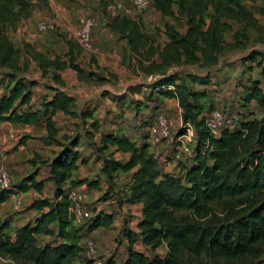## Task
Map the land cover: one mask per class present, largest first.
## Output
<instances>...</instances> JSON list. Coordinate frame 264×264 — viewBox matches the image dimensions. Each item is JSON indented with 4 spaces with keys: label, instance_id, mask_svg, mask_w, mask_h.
Here are the masks:
<instances>
[{
    "label": "trees",
    "instance_id": "trees-1",
    "mask_svg": "<svg viewBox=\"0 0 264 264\" xmlns=\"http://www.w3.org/2000/svg\"><path fill=\"white\" fill-rule=\"evenodd\" d=\"M99 1L103 6L108 5L104 0ZM151 3L166 15H173V8H176L185 18V30L181 32L176 28H167V39L160 43L148 36L138 18L122 14L109 16L106 25L126 40L130 51L135 54L138 68L145 75L158 76L145 84L148 88L145 103L135 101L138 110L141 105L147 107L146 114L139 118L135 130L128 128L129 132L116 135L102 132L100 144L92 143L98 151L109 145L116 146L115 151L121 152L122 157L114 156L113 152L104 156L101 171L112 182L117 171L132 170L126 201L142 202V215L137 222L139 231L126 233L129 244L121 264H180L185 252L195 257L206 255L215 263L224 261L231 264L240 261L241 264H264L259 259L262 253L260 245L264 244V199H257L249 205L247 212L232 220L222 221L216 226L206 221L212 202H220L225 207L245 204L251 201L250 195L264 191V88L258 80L249 78V84L242 85L237 103L217 104L209 99L208 89L202 88L209 83V72L197 74L174 69L179 65H205L209 69L216 66L225 48L246 47L249 29L256 31L257 39L264 42V22L259 21L243 0H151ZM30 11L28 0H0V67H9L13 73L15 70L25 71L27 63L19 65V48L4 33V28L6 25L15 26L21 18L28 17ZM259 11L264 15V0ZM228 31L232 32L233 39L230 42L224 36ZM75 42L74 39H68L70 51L67 60H61L58 56L47 58L27 42L23 44V49L38 61L43 73L48 66L56 69L68 66L77 72L79 79L94 75L96 81L102 83L105 80L103 76L94 72L87 76L75 61L72 51ZM260 54L259 50L251 49L243 61L249 60L262 66L258 60ZM9 75L0 72V86L5 89L0 93V121H36L40 111L30 109L29 103L33 93L31 87L37 81L28 79L23 72L16 76ZM52 78L62 83L55 71ZM195 82L202 87H195ZM169 85H173L174 89L168 88ZM159 94L176 97L178 100L183 122L178 134L186 130L187 122L194 126L192 156L187 163L178 165L184 174L159 170L153 152L149 151L151 143L148 127L154 115L163 112L168 117L162 103L157 100ZM204 97L210 101L207 103V100L202 99ZM252 100L260 110V115H253V110L248 108ZM74 101V97L56 90L44 104L52 108L51 112L60 109L82 120L91 116L89 108L79 112L72 109ZM146 101L150 103L146 104ZM22 104L28 107L19 112L17 107ZM212 108L225 111L231 117L234 127L223 129L219 135L213 136L205 124L206 115ZM91 125L98 130L96 120ZM46 127L48 141L60 146L53 157L42 160L48 166L49 176L54 183L53 195L31 200L28 207L35 209L37 214L17 229L14 238L5 232L8 220L0 219V253L32 264H75V258L79 264H95L93 258L80 256L83 236L80 231L84 223L81 226L72 223L68 210V192L82 183L93 187L98 184V178H72L79 157L75 149L79 142L78 135H63V140L57 138L51 114L46 118ZM26 138V135L21 137L20 142ZM37 170L33 169L19 178H16L18 171H14L13 176L9 172L11 185L0 189V203L17 190L29 187L41 190L45 178L36 179ZM103 198H108L107 192ZM179 209L191 210L196 222L176 224L172 212ZM84 220H87L86 229L93 230L111 223L112 213L98 210ZM53 222L58 226L56 232L51 227ZM39 233L54 234L59 241L35 251V234ZM137 237L152 253L165 242L166 254L149 258L131 247ZM104 261L116 264L114 258Z\"/></svg>",
    "mask_w": 264,
    "mask_h": 264
},
{
    "label": "rangeland",
    "instance_id": "rangeland-1",
    "mask_svg": "<svg viewBox=\"0 0 264 264\" xmlns=\"http://www.w3.org/2000/svg\"><path fill=\"white\" fill-rule=\"evenodd\" d=\"M68 1L69 3L67 4L70 7H67V9H70V12L72 9H75V11L77 12L76 16L78 15V17H73L71 21L72 22L71 31H70L71 37L75 29L79 27L80 25L83 13L84 14L91 13L95 15L97 17V20L101 22L100 23L101 25H102V22L104 24H107V19L109 18L111 14L108 11L107 6L106 5L103 6L99 0H68ZM104 1L109 4L111 0H104ZM28 2L30 3L31 9H33L34 6H38L37 9L36 8L34 9L37 11H41V14L38 17V20L34 22L33 32L37 33L38 36L47 33L46 31L40 32L37 30V24L40 21H46L50 25V29L52 30L60 29L58 26H55L56 24L52 23L53 21L51 20L52 18L51 14H55V13L54 12L51 13V10L47 7L49 0H28ZM243 3L254 11L256 17L259 19L260 22H264V15L259 11V8L262 6V0H255V1L254 0H243ZM126 4L128 5L127 1H126ZM173 12H174L173 15L162 14L156 8H154V6L151 3V5L147 7L145 10L140 11L135 14L133 13L132 16L138 18L142 22L143 27L145 28L148 36L151 39H153L154 41L163 43L167 39V33H166L167 28H176L181 32L185 30V26H186L185 18L183 17L181 13H179L176 10V8H173ZM101 14L104 16V18H106L105 21H101L102 19V17L100 16ZM23 18H27V17H23ZM23 18H21L16 23L15 26L6 25L4 28V33L10 39V41L14 44V46L19 48V54L17 55V59H18L20 66L25 65V62H26L25 59H23L22 61V58H21L23 54L21 52L24 50L23 44L25 43V41L23 39L24 37L22 38L20 35L14 32L15 31L14 29L16 28V26L19 24V22ZM60 30L61 32H63L62 29ZM249 30L247 32L249 38H248V41H246V47L242 49L241 48H238V49L225 48V50L221 52L219 64H217L216 66L214 67L212 66L209 69L205 65H190V66L179 65V67H174V69H178V70L184 69L187 72H193L197 74H204L206 72H209L210 80L207 85L202 87L198 85L197 82H195L194 86L195 87L200 86V88L202 87V88L208 89L209 94L211 92L212 93L211 95L215 97L213 101L216 102L217 104H220V102L218 103V101H220V99L222 98L228 99L232 103H235V102L237 103V98H239L240 96L241 89L240 87H237L236 85L233 86L234 87L233 88L225 84V80H222V77L226 74L224 72H228L227 70L237 69L236 74L234 75L235 76L234 84H236L237 82L239 83V86H240V82L242 83L247 82L250 71H251L250 76L253 75L257 77L259 74V71L261 70L260 68L264 69V42H261L257 39L258 34L256 31L254 30L249 31ZM224 36H225V40L228 42H230L233 39L232 32L228 31L225 33ZM72 48H73L72 51H73L74 57H75V53L79 54L80 51H84L83 52L84 54L81 55L82 57L80 59L76 58V61L85 67L83 70H85L86 72H89L91 65L88 66V62L86 61V59H83V57L86 56L85 55L86 51L83 50V48H81V46H79V44H77L76 42L72 46ZM251 49H257L261 52V54L258 55V60L261 61L262 66H257L255 63H252L249 60L245 62L243 61V58L248 53V51H250ZM87 56H90L89 52H87ZM123 66H124L123 69L121 68L119 69L120 70L119 73L125 76L121 82L119 81V83L117 82V79L112 76V73L107 72V74L110 75V79L109 78L107 79L108 80L107 83L110 84V86H112L115 91V93H113L112 96L109 95L108 98L112 100L115 104V109H114L115 117L117 116L118 119L120 120L122 119L125 121L124 123H126V126L124 127V131L129 132L128 128L134 131L135 127L139 123V118H141L143 115L146 114L145 112H147L146 111L147 107L142 106L140 107L141 109L138 110L137 104L135 103V101L145 103L144 100H145V95L147 92L146 89L148 88L143 89L142 87H146L145 84L154 80L158 76V74L145 75L141 73V70L138 68V65H137L136 57H135V61H131V58H130V61L127 64H123ZM225 66H227V69H225ZM0 72L10 74L9 77H11L12 75L16 76V74L20 75V73L23 71L17 70L16 72L15 70L13 73V70L9 67H0ZM93 72L97 74V72L95 71ZM223 73L224 75H220ZM219 75L221 76V78L219 77ZM49 77L54 82H56L54 78H52V73L47 74V75L42 73V78H44L43 81L45 83L42 82L41 85H39L38 87L39 88L47 87L48 85H46V82L50 81L47 79ZM131 78L135 81L132 82L131 84L125 82V80H129ZM11 83L9 84V88H10ZM87 83L88 85H90L93 82L90 80ZM94 83L97 84V82H94ZM262 87L264 88V86ZM4 90H5L4 86H0V93L3 92ZM223 90L225 91L222 92ZM132 91H134L135 93ZM50 94L51 93L49 90H46L45 93L41 91L40 100L44 102L46 98L50 96ZM202 99L204 101L207 100L206 97ZM122 107H124L125 109L122 110ZM248 107L251 110L255 109L253 110V114L260 113V111H258V107L254 103L249 104ZM163 111H166L168 117L171 119V133L174 138L175 135H178L177 133L178 129L181 127V124H182L180 123V120H179L180 116L177 111V107H175L174 109L171 108V110L170 111L168 110V112L166 109H163ZM152 120H154V117ZM56 122L58 121L56 120ZM59 122H60L59 125H56V126L59 129L58 136L59 138H61V140H63L62 138L63 135L74 136L77 134L80 145L84 143L83 139L86 137L87 142L90 147V149L88 150L87 148L86 149L82 148L79 151L81 152V155L86 156L85 152L91 151L92 149L96 151L95 146L92 143L96 142V144L98 145L100 144L98 137H95V136H99L98 135L99 132L93 128V126L90 124V121L88 119L82 120L81 118H78V121L76 123H70V122L66 123L65 121H60V120ZM181 122H182V119H181ZM121 123L122 121H120V123H116L115 129L114 128L112 129H114L115 131L119 130L121 128L120 126ZM73 124L74 126H72ZM149 129L150 128H148V130ZM36 130H39V128H37ZM36 130L34 129L33 135H29V134L23 135V136L26 135L27 138L29 137L33 138L32 139L33 142H31L32 141L31 140L30 145L26 149V150H29L28 154L31 156H28L27 154H24V152H22L21 153L22 161L19 164H17L16 168H10L8 165L7 167L9 169V172H11V176H13L14 171L16 172L18 171V174L20 173L21 176L23 174L26 175L28 174L29 171L36 169V167L38 168V166H40L39 168L42 171H46L47 165L44 164L42 160L50 159L56 153L58 144L56 145V143L49 142L48 137L47 138L45 137L46 140H43L42 137L40 138L39 136L36 135L38 133V131L36 132ZM41 140L43 142H41ZM150 143H151V147L149 151L153 152V155H154L153 157H155L154 158L155 164L157 168H159V170L161 171H165V168H168L166 165H162L165 162L159 161L161 155H166V159H169L171 163H174L176 165L178 163H179L178 165H180V163L181 164L187 163L188 158L192 156V154L191 155L184 154L181 160L172 162L169 154H170V151L172 152L174 150L175 142L173 143L172 140L169 138L159 137L157 141L150 139ZM30 149L33 150L32 154L30 152ZM107 152H108V149L107 151H105V154ZM127 174L128 173H125L123 171H118L117 174L115 175V177L117 178L116 179L117 184L120 183V185L122 184L124 186ZM45 190L48 191L47 189ZM98 190H101L100 187ZM108 190L109 188L107 186L106 188L100 191L98 196H96V193H93V196L90 198V193L88 189H86L87 191V199H86L87 210L89 211L90 215H93L98 210H102V211L112 210L115 212L114 213L115 215L117 214L119 216V218H116L117 222L115 224L107 226L104 230L102 229H97L96 231L87 230L85 226L87 220H84L81 224L77 225V226H81L84 223L82 226V231H81L83 236L80 241L82 245V251H81L80 256H87L84 250L85 242L86 240L90 239V240H93L95 243V248H96L95 256L96 257L102 260H106L107 258H114V261L116 264H121L124 258L126 257L127 248L129 244L126 233L139 231L137 229L138 214H137V210L135 209L133 210L127 209V211H123L122 213H119V211L115 210L114 208H116L117 206L114 204H117L118 202V197L116 196L115 191H112V193H110L111 195L108 199L103 198V194H105L106 192L109 195ZM249 197L251 201L245 204H231L229 207H225L220 202H212L209 205V216L206 218V221L216 226L222 221L232 220L236 216L247 212V210L249 209V205L254 203L257 199H264V191H259L255 193L254 195H250ZM28 203L29 202L27 200L26 201L21 200L20 204H18V206L15 207V204L11 202L9 203L8 207L4 206L2 210L5 211V213L7 214L5 217H8L12 220H14V215L20 216L22 212H25V215L31 218L34 216V214H37V211L35 209L28 210L27 209L29 205ZM0 213H2L1 210H0ZM172 215H173V220L176 224H182L183 222H190V223L196 222L195 216L193 215L191 210H188V209L175 210L172 212ZM53 238H54L53 236H49V235L47 236L44 234L37 235L35 239V251L42 249L44 246H52L55 241ZM131 247L142 252L149 258H152L156 255L162 257L166 254V250H167L166 243L163 242L157 249H155L154 253H152V251L148 247H146L138 237L134 239V242ZM260 248L262 249V253L259 259L264 261V244H261ZM73 263L79 264V260L75 258L73 260ZM0 264H32V263H30L29 261H25L23 259H13L11 256L7 254L0 253ZM180 264H227V263H225L224 261L220 263H215L213 262V260H211V258L207 257L206 255L195 257L191 253L185 252L183 254L182 261L180 262ZM231 264H241V263L240 261H235Z\"/></svg>",
    "mask_w": 264,
    "mask_h": 264
},
{
    "label": "crops",
    "instance_id": "crops-1",
    "mask_svg": "<svg viewBox=\"0 0 264 264\" xmlns=\"http://www.w3.org/2000/svg\"><path fill=\"white\" fill-rule=\"evenodd\" d=\"M67 3H69L68 0H49L48 6H47L51 10V13L53 12L55 13V14H51L52 15L51 20L53 21L52 23L56 24L55 26H58L60 29H62L63 32H61L60 29H56V30L49 29L48 31H46L47 33L40 35V36H38L37 33L33 32L34 22L38 20V17L41 14V11H37L34 9V8L37 9L38 6H34L33 9H31L30 15L27 18H23L19 22V24L14 29L15 30L14 32L20 35L22 38L24 37L23 39L25 42L27 41L36 51L42 53L47 58L58 56L61 60H67L69 56V51H70V45L68 43V39H74L71 37V34H70L71 26H72L71 21L73 17H78V15L76 16L77 12L75 11V9L71 8L72 9L71 12H70V9H67V7H70L68 6ZM100 16L103 19V20L101 19V21H105L106 18H104L102 14ZM100 23L101 22L98 20V24L92 33L93 47L88 50L83 49L86 51L85 52L86 56L83 57V59H86V61L88 62V66L91 65L89 72H86L84 70L85 74L88 76L90 72H93V71L97 72V75L103 76L105 78V80L102 83L97 82L96 81L97 77L94 75L91 78L88 76L87 79H79L77 76V72L73 68L68 67V66L61 68V69H56L54 66H48L44 74L47 75L55 71L57 74H59L60 80L62 81V83L60 84L57 81L54 82L49 77L47 79L50 81L46 82V85L48 86L39 88L38 86L41 85L42 82H44L43 81L44 78H42L43 71L38 64V61L31 58L30 55L25 53L24 50L22 52L20 51L21 53H23L21 57L22 61L23 59H25L26 63H28L26 64V70L23 71L25 72L23 74L27 78L34 79L37 81V83L31 87L33 93L31 97V101L29 103V107L32 110H36V109L39 110L40 115L36 121L31 122V123L12 122V121H7V120L0 121V160L4 159L10 168H16L17 164H19L22 161V156H21L22 152H24V154H27L28 156H31L28 154L29 150H26V149L30 145V141L33 138L29 137V138L24 139L23 142H20V138L24 134L33 135L34 129L36 130L37 128H39V130H36V132L38 131L36 135L39 136L40 138L42 137L43 140H46L45 139V137L47 138L46 118L49 114H51V119L53 120V123L55 125V128H56L55 135L57 138H59L58 136L59 129L57 128L56 125H59L60 123L59 120L65 121L66 123L68 122L76 123L78 121V118H79L78 116H71L69 114L64 113L60 109H56L55 111L51 112L52 108L50 106H46L44 102L40 100L41 91L43 93H45L46 90L50 91L51 94L49 97L46 98L47 100L51 98V96L55 93L56 90H61L65 92L66 94L74 97L75 104L72 107V109L76 110L77 112H79L80 110L81 111L85 110L87 108L91 109V116L86 117L85 119H88L90 121V124L93 120H96V122L98 123L97 131L99 132L98 133L99 136H95V137H98V139H100V134L102 132H112L114 135L125 132L124 127L126 126V123H124L125 122L124 120L118 119L117 116L115 117V110H114L115 104L112 100L108 98V96L109 95L112 96V94L115 93V91H114V88L110 86V84L107 83L108 82L107 79L108 78L110 79V75L107 74V72L112 73V76L117 79L118 83L119 81L121 82L124 79L125 75L123 74L121 75L119 73L120 72L119 69L120 68L123 69L124 68L123 64H127L130 61V58H131V61H135V54L130 51L127 45V42L124 38H121L118 33L113 31L109 26H107L103 22H102V25ZM83 52L84 51H80L79 54L75 53V61H76V58L80 59L82 57L81 55L84 54ZM87 52L90 53V56H87ZM77 63L83 69L85 68L79 62ZM225 69H227V66H225ZM260 69L261 70L259 71V74L257 77L253 75L250 76V73H251L250 71L248 75V80L249 78L256 79L259 81L260 85L264 86V69L262 68ZM236 70H227L228 72H224L226 73L225 75L224 73L220 75H224L222 77V80H225V84L229 85V87H233L236 85L237 87H240V89L242 90V85L249 84V81L247 80L246 83L240 82V86H239V83L237 82L236 84H234L235 83L234 75L236 74ZM141 73L143 72L141 71ZM220 75L219 77L221 78ZM90 80L93 83L88 85L87 82H89ZM134 81L135 80H133L132 78L129 80H125L126 83H130V84ZM94 82H97V84H95ZM142 88L146 89L147 87H142ZM224 91L225 90H223L222 92ZM211 94L212 93L210 92L209 99H211V101L214 102L213 100L215 99V97H213ZM157 100L160 102V104L162 103V108L166 109L167 112L168 110L170 111L171 108L174 109L175 107H177V111L180 116L179 120H180V123H182L181 124L182 126L183 122H181V119H182L181 118V107L179 106L177 98L159 94L157 96ZM209 101L207 100L206 102L208 103ZM219 102L222 105L230 104V101L228 99H223V98L220 99L218 103ZM147 103H150V101H146V104ZM253 103L256 105L254 100L250 101L248 105L253 104ZM27 107H28L27 104H22L17 107V110L20 112ZM124 109L125 108L122 107V110ZM45 110L47 112L46 114H43ZM258 111L260 110L258 109ZM260 113L258 115H260ZM56 120L58 122H56ZM120 121H122V123L120 124L121 128L115 131L114 129L116 127V123H120ZM170 122H171V119H170ZM72 126H74V124ZM150 139L152 140L151 136H150ZM83 141L84 143L82 145H80V143L78 142L77 146H75V149L77 153L79 154V157L76 162L77 166L73 170L72 178H77V177H86L88 179L98 178V184L93 187H89L86 183H82L76 188L84 187L85 189H88L90 193V198H91L93 196V193H96V196H98L100 191L108 186L109 188L108 198L110 197L111 195L110 193H112V191H115L116 196L118 197L117 204H114L117 207L114 209L119 211V213H122L123 211H127V209L137 210V214H138L137 222H138V220L141 218V215H142L141 214L142 202L126 201V195L129 193L128 187L132 179V174H131L132 170L123 171L125 173H128L126 176L124 186L122 184L120 185V183L117 184L116 182L117 178L115 177V175L117 174L118 171L114 174L112 182H109L106 179L104 173L101 171L102 159L104 155L107 156L109 153L113 152L114 156L122 157L121 152L115 151V148H116L115 145H109L108 148L102 151H98V150L95 151L94 149H92L91 151H87L85 152L86 156H83L81 155V152L79 151L82 148H85V149L87 148V150L90 149L86 137L83 139ZM31 142H33V140ZM41 142L43 141L41 140ZM51 143H54V142H51ZM59 149H60V146L58 145V148L56 150H59ZM107 149H108V152L105 154V151H107ZM30 152L32 154L33 150L30 149ZM159 161L162 162L161 160ZM162 165H166L168 167V168H165V171L176 169V166L173 165L172 163H168V164L163 163ZM39 167L40 166H38L36 179L45 178L43 188L41 190H38L34 187H29L26 190H17L16 192L11 193L4 201L0 203V210L2 212L0 213V219L8 220L9 225H8V228L5 229V232L8 233L11 236V238H14L16 236L18 228H20L22 225L27 223L33 217L30 218L29 216L25 215V212H22V214L20 213L21 214L20 216L14 215V220H12L8 217H5L7 214L5 213V211L2 210L3 207L4 206L8 207L9 203L11 202L14 203L16 207L18 206V204H20L21 200L22 201L27 200L30 203L31 200L36 197H43V196L51 197L53 195L54 183L49 176L50 174H49L48 166L46 168V171H42ZM32 171L33 170L29 172H32ZM20 176L21 175L19 173L18 175H16V178H19ZM99 187L101 190H98ZM45 189H47L48 191H46ZM27 209L30 210L31 208L27 207ZM104 211L112 213V221L109 224L102 225V226H99L93 229L94 231H96L97 229L104 230L107 226L115 224L117 222L116 218H119V216L117 214L115 215L114 214L115 212L112 210H104ZM51 227L56 232L58 228L57 223L53 222L51 224ZM137 229L139 230L138 226H137ZM41 234L43 233L35 234V236L37 237V235H41ZM44 235H47V236L49 235V236L54 237L53 239L55 241L53 245L57 241H59V238H56L54 234H44Z\"/></svg>",
    "mask_w": 264,
    "mask_h": 264
},
{
    "label": "built area",
    "instance_id": "built-area-1",
    "mask_svg": "<svg viewBox=\"0 0 264 264\" xmlns=\"http://www.w3.org/2000/svg\"><path fill=\"white\" fill-rule=\"evenodd\" d=\"M128 2V5L126 4ZM111 0L107 5V9L111 15L122 14L132 16L134 13L145 10L151 5V0ZM134 17V16H132ZM136 18V17H135ZM97 17L91 13H85L82 15L79 27L75 29L72 37L83 49H91L93 47L92 30L97 26ZM50 29V25L46 21H40L37 24V30L40 32ZM168 88L174 89L173 85H169ZM205 124L213 136L219 135L223 129H231L234 127L231 117L223 110L218 108H212V110L206 115ZM171 122L170 119L163 113L159 112L154 116V120L151 125L149 134L152 140L157 141L160 138H169L172 142H175V148L170 151V159L172 162L181 160L184 154L191 155L193 153V145L195 143V130L192 123H186V130L178 135H173L170 131ZM153 132V133H152ZM155 133V134H154ZM262 157L264 160V148L262 149ZM160 160L165 162L164 164L171 163L169 159H166V155H161ZM181 162V161H180ZM175 170H169L168 172L184 174V170L178 168V164ZM10 173L4 159L0 160V189L8 188L10 186ZM69 198V213L72 216V223L77 226L83 222V220L90 215L86 206L87 191L84 187L71 188L68 192ZM85 253L88 257L94 259L95 264H108L104 260L96 257V248L93 240H86Z\"/></svg>",
    "mask_w": 264,
    "mask_h": 264
}]
</instances>
